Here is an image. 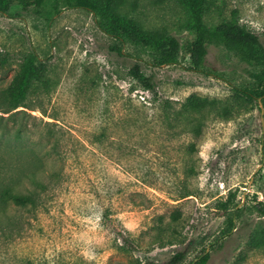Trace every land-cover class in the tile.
Wrapping results in <instances>:
<instances>
[{"label":"rangeland","instance_id":"1","mask_svg":"<svg viewBox=\"0 0 264 264\" xmlns=\"http://www.w3.org/2000/svg\"><path fill=\"white\" fill-rule=\"evenodd\" d=\"M154 1L124 0L120 11L175 36L182 47L176 64L156 66L147 50L130 44L117 55L116 42L83 9H64L50 22L18 7L0 14V93L30 52L46 62L48 81L47 90H35L17 110L26 113L19 117L30 138L7 142L45 156L49 145L37 142L38 131L53 123L59 136L49 160L56 186L39 193L34 211L0 207V264H167L179 252L185 253L180 264H197L203 248L207 264H264V247L246 245L264 232L256 211L264 204L263 105L245 104L228 119L208 116L198 137L180 114L194 96L237 109L233 88L255 86L258 70L215 45L203 68L192 70L184 50L193 40L187 13L173 1ZM211 2L208 26L235 10L264 46V0ZM134 64L155 85L144 102L130 74ZM7 116L0 113V130L11 127ZM229 192L237 195L238 211L230 232L216 210Z\"/></svg>","mask_w":264,"mask_h":264},{"label":"trees","instance_id":"2","mask_svg":"<svg viewBox=\"0 0 264 264\" xmlns=\"http://www.w3.org/2000/svg\"><path fill=\"white\" fill-rule=\"evenodd\" d=\"M172 1L184 8L189 17L185 28L193 36V40L184 50L192 70L200 71L203 68L210 45L224 47L241 62L258 70L255 86L233 88V104L235 103L237 109H233V105L227 102L221 103L195 96L187 99L180 114L190 126V133L198 137L208 116L215 114L219 118L228 119L245 104L258 105V98H261L264 108V46L253 32L241 26L237 11H231L229 18L219 24L208 26L204 19L212 7L211 0H156L154 4ZM123 5L124 0H0V14L9 15L12 7H18L22 12L50 22L64 9H83L93 15L97 28L116 42L113 50L117 55L124 56L122 46L130 44L147 50L156 66L176 64L182 50L178 39L164 31L146 29L140 22L120 11ZM46 73L47 64L43 59L33 52L24 56L18 72L0 93V113L7 114L6 118L11 122V127L5 124L0 130V139L13 143L24 142L30 138L23 118L19 117L20 114L26 113L17 110L25 108L24 105L32 92L48 89ZM130 74L144 90L155 94L152 78L145 76L139 65L134 64ZM258 110L255 141L261 144L263 127L260 109ZM52 126L53 123L45 122L44 129L38 131L37 142L43 147L49 145L45 156H41L35 147H12L8 142L6 145H0V154L5 155L0 157V207L3 210L12 205L34 211L39 204V193L56 186L59 176L54 172L49 160H53L51 153L55 151L59 136ZM23 153L29 155V161H21L20 155ZM262 170L264 173V158ZM190 196L192 195L187 193L181 200ZM236 196L235 192H229L225 200L216 201V210L221 217H225L228 232L233 228V221L238 214L237 210L234 211L237 205ZM256 211L264 216V204L258 203ZM222 234L221 237L224 236ZM246 245L248 248L264 247V232L252 234ZM209 258L206 248H203L195 260L197 264H207ZM184 259L185 253L179 252L172 256L167 264H180Z\"/></svg>","mask_w":264,"mask_h":264},{"label":"built area","instance_id":"3","mask_svg":"<svg viewBox=\"0 0 264 264\" xmlns=\"http://www.w3.org/2000/svg\"><path fill=\"white\" fill-rule=\"evenodd\" d=\"M139 98L141 101H145L146 97H148V95L150 94V92L148 90H144V91H141L139 92Z\"/></svg>","mask_w":264,"mask_h":264},{"label":"water","instance_id":"4","mask_svg":"<svg viewBox=\"0 0 264 264\" xmlns=\"http://www.w3.org/2000/svg\"><path fill=\"white\" fill-rule=\"evenodd\" d=\"M260 99L261 98H258V101H259V105H261V103H260ZM262 113H263V109H261V112H260V114H261V122H262V126H263V119H262ZM262 167V166H261ZM259 169V168H258ZM258 171V170H257ZM256 171V172H257ZM253 181V177L251 178V182Z\"/></svg>","mask_w":264,"mask_h":264}]
</instances>
